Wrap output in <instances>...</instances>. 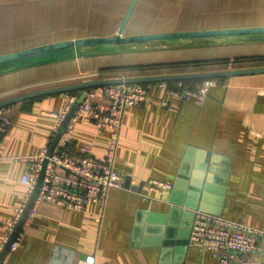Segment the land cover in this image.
I'll use <instances>...</instances> for the list:
<instances>
[{
    "label": "crops",
    "instance_id": "crops-1",
    "mask_svg": "<svg viewBox=\"0 0 264 264\" xmlns=\"http://www.w3.org/2000/svg\"><path fill=\"white\" fill-rule=\"evenodd\" d=\"M131 1L0 0V55L60 40L115 35ZM256 25H264V0H138L124 35ZM258 55H264V42L158 45L83 57L0 76V100L57 82L83 81L77 79L103 66H178L218 59L233 63L237 57ZM200 71L184 68L174 73ZM146 84L147 102L125 111L115 163L138 188L111 189L105 204L91 202L81 211L41 201L22 230L19 247L2 256L5 223L28 190L21 179L30 163L20 157L51 146L53 113L63 110L68 97L48 94L8 105L12 126L0 143L1 264H91L89 256L93 264H241L242 255L223 262L208 250L188 245L190 228L187 238L170 250L162 243L160 229L162 216L173 206L187 209L177 203L187 199L219 209L207 212L264 228V73L187 84L201 89L207 84L202 104L169 94L159 82ZM110 135L109 128L76 121L67 148L74 154L87 145L94 156L103 157ZM152 178L170 181L172 189L164 195L151 192ZM182 219L187 218L179 214L163 228L170 225L171 235L178 238L185 228Z\"/></svg>",
    "mask_w": 264,
    "mask_h": 264
},
{
    "label": "built area",
    "instance_id": "built-area-1",
    "mask_svg": "<svg viewBox=\"0 0 264 264\" xmlns=\"http://www.w3.org/2000/svg\"><path fill=\"white\" fill-rule=\"evenodd\" d=\"M169 94L185 99H194L202 104L206 99V86L194 88L183 81H159ZM149 84L116 83L91 88L79 105L71 122L68 124L57 147L50 151V144L45 145L39 153L20 157L30 163V169L22 176L27 185V192L22 202L16 207L14 216L5 223V235L1 248L13 237L16 226L27 209L40 174L45 165V173L38 194L29 209L25 224L37 212L41 201H48L67 210H84L91 202L105 204L109 192L114 188H124L126 175L116 168L117 148L120 139L123 117L128 107L147 102ZM67 103L63 110L54 112L56 122L53 127L54 138L76 101L77 95L68 92ZM166 105L167 102L162 103ZM76 121L94 123L99 129L109 128L110 140L103 157H96L87 145H81L76 153L68 150L73 124ZM12 126L9 106L0 107V143ZM151 192L164 195L172 189L167 180L152 178L149 180ZM151 195H146L150 197ZM10 244V251H15L22 239L23 228ZM188 245L200 250H208L223 262L243 256L241 264H260L264 250V228L256 227L245 221H237L223 215L197 210ZM256 254L257 257H252ZM88 262L94 263L89 256ZM1 264V263H0Z\"/></svg>",
    "mask_w": 264,
    "mask_h": 264
},
{
    "label": "water",
    "instance_id": "water-1",
    "mask_svg": "<svg viewBox=\"0 0 264 264\" xmlns=\"http://www.w3.org/2000/svg\"><path fill=\"white\" fill-rule=\"evenodd\" d=\"M138 0H132L130 6L120 24V27L115 35L112 36H91L77 39H66L50 43H45L33 47L24 48L18 51L4 53L0 55V76L43 65H50L65 61H73L83 57H93L108 54L118 53H133L139 51H145L158 45H198V44H237V43H258L264 42V25L256 26H241V27H228V28H210V29H195V30H168V31H156L146 34L138 35H124L125 28L130 20V17L137 5ZM264 73V66L250 67V68H232L221 70H210L200 72H188V73H171V74H153L142 76H125V77H113V78H95L87 79L79 82L66 83L62 85H56L52 87H45L13 97H9L0 100V107L8 106L19 101L28 100L31 98L57 93H68L72 91H78V97L72 104L70 111L66 115L61 129L52 141L50 151H53L65 132L68 124L71 122L75 115L79 105L82 103L87 95V92L94 87L116 84V83H152L159 81H183L191 79H209L218 77H231L236 75H247ZM45 165H43L42 172L40 174L37 186L32 193L27 209L21 216L13 237L6 244L2 256H4L10 249V244L22 229L26 218L29 214V209L32 206L38 191L42 183L45 173ZM204 167L203 164H200ZM199 185V182L193 183ZM180 184L177 183L175 187ZM124 186L127 188L137 189L138 186L132 185V177L129 175L125 179ZM174 201V199H171ZM176 203V201H174ZM178 205H186L187 209H181V207H172L168 214L162 217V243L166 248H171L177 241L187 238V228L191 229L196 214V210L214 211L219 213V209L209 208L204 203H197L196 201L187 199L177 202ZM183 214L187 219L181 221V224L185 226L181 235L178 238L175 234L171 235L170 225L163 228V223H171L173 218H176ZM189 234V235H190ZM171 250V249H170Z\"/></svg>",
    "mask_w": 264,
    "mask_h": 264
},
{
    "label": "trees",
    "instance_id": "trees-1",
    "mask_svg": "<svg viewBox=\"0 0 264 264\" xmlns=\"http://www.w3.org/2000/svg\"><path fill=\"white\" fill-rule=\"evenodd\" d=\"M228 62L230 64H233V68H240L239 66H250V65H261L264 66V55H258V56H244V57H237L233 63L230 62V60L227 59H218L214 61H203V62H196V63H188L183 65H169V64H160V65H111V66H103L98 69L100 77L101 78H113V77H120V76H142V75H153V74H162L165 72H175V71H181L184 68L187 69H198L201 71H208V70H221V69H227L229 66H226V63ZM217 65H222L220 67H217ZM215 65V66H214ZM209 67V68H206ZM223 77L218 78H209V79H220ZM208 79V78H207ZM202 81L206 80L204 79H191V80H185L184 83L192 84L194 81ZM72 93H78V91H72Z\"/></svg>",
    "mask_w": 264,
    "mask_h": 264
},
{
    "label": "rangeland",
    "instance_id": "rangeland-1",
    "mask_svg": "<svg viewBox=\"0 0 264 264\" xmlns=\"http://www.w3.org/2000/svg\"><path fill=\"white\" fill-rule=\"evenodd\" d=\"M230 61H231V60H230ZM215 65H216L217 67L222 66V65H217V64H215ZM215 65H214V66H215ZM232 65H233V64H232ZM232 65H231L230 63H229V65H228V62L226 63V66H232ZM206 68H209V67H206ZM95 78H101V77H100V74H99V71L96 72V73H94V75H92V76H89V77H88V76L86 75L83 79H82V78H79V79H77V80H80V79H81V80H85V79L87 80V79H95ZM65 82L67 83V81H64V83H65ZM66 83H65V84H66ZM68 83H69V82H68ZM57 84H58V85H61V84H59L58 82H57ZM55 86H56V85H55Z\"/></svg>",
    "mask_w": 264,
    "mask_h": 264
},
{
    "label": "bare ground",
    "instance_id": "bare-ground-1",
    "mask_svg": "<svg viewBox=\"0 0 264 264\" xmlns=\"http://www.w3.org/2000/svg\"><path fill=\"white\" fill-rule=\"evenodd\" d=\"M120 77H125V76H120ZM75 94V93H74ZM78 94H79V92H78ZM77 95V94H76ZM77 97H78V95H77ZM3 107V106H2ZM56 137V136H55Z\"/></svg>",
    "mask_w": 264,
    "mask_h": 264
}]
</instances>
